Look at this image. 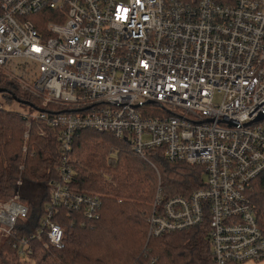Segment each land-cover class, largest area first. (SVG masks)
Masks as SVG:
<instances>
[{"label": "built area", "instance_id": "1", "mask_svg": "<svg viewBox=\"0 0 264 264\" xmlns=\"http://www.w3.org/2000/svg\"><path fill=\"white\" fill-rule=\"evenodd\" d=\"M0 78L41 101L22 114L27 128L39 120L61 145V180L33 239L63 249L62 207L99 219L101 198L70 186L73 142L89 129L203 169L189 198L159 182L149 238L208 225L214 264L264 261L247 195L264 172V0H0ZM28 214L0 204V236L23 259L32 245L14 229Z\"/></svg>", "mask_w": 264, "mask_h": 264}, {"label": "trees", "instance_id": "2", "mask_svg": "<svg viewBox=\"0 0 264 264\" xmlns=\"http://www.w3.org/2000/svg\"><path fill=\"white\" fill-rule=\"evenodd\" d=\"M0 90L8 106L34 105L32 111L42 106L2 78ZM28 121L17 110L0 109V204L20 198L29 207L27 221H19L14 229L30 239L29 262L214 264L208 225L148 237V216L159 182L168 197L189 198L203 187V169L171 163L158 150H149L142 158L128 142L89 129L74 139L69 157L75 175L70 186L77 193L101 198L99 219L89 221L84 214L62 207L54 218L65 231L63 249L47 248V236L42 241L33 239L45 217L52 183L61 180L62 151L57 131L34 119L28 129ZM111 158L114 165L108 163ZM247 195L264 230V172L254 179ZM14 243L12 238L0 237V264L24 263Z\"/></svg>", "mask_w": 264, "mask_h": 264}, {"label": "rangeland", "instance_id": "3", "mask_svg": "<svg viewBox=\"0 0 264 264\" xmlns=\"http://www.w3.org/2000/svg\"><path fill=\"white\" fill-rule=\"evenodd\" d=\"M1 101L4 102L2 96H0V102H1ZM4 103L6 104L7 107L13 109L14 111L17 110L18 112H20V113H22V114H27V113L32 112V109H31V108H22V107L18 106L17 104H16V105H15V104H11L10 106H8L6 102H4ZM114 161H115V160H114ZM108 163L111 164V165H114V163H110V161H108ZM15 200L18 201V202H21L22 204L27 205L26 203L20 201V198H19V199L16 198ZM3 204H4V203H3ZM28 208H29V207H28ZM0 237H1V236H0ZM23 262H24L23 264H35V263H33V262H29L28 259H24ZM245 264H264V261H262V262H254V261H250V262H247V263H245Z\"/></svg>", "mask_w": 264, "mask_h": 264}, {"label": "water", "instance_id": "4", "mask_svg": "<svg viewBox=\"0 0 264 264\" xmlns=\"http://www.w3.org/2000/svg\"><path fill=\"white\" fill-rule=\"evenodd\" d=\"M2 90H0V94H1ZM263 118V117H262Z\"/></svg>", "mask_w": 264, "mask_h": 264}]
</instances>
